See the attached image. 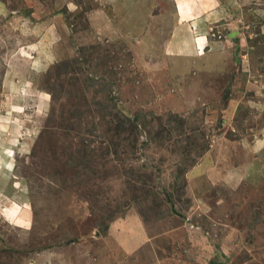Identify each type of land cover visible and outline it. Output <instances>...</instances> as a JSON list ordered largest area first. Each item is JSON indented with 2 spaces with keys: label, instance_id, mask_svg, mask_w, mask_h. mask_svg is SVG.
Listing matches in <instances>:
<instances>
[{
  "label": "rangeland",
  "instance_id": "rangeland-1",
  "mask_svg": "<svg viewBox=\"0 0 264 264\" xmlns=\"http://www.w3.org/2000/svg\"><path fill=\"white\" fill-rule=\"evenodd\" d=\"M217 3L210 64L173 0H0V264H264V0Z\"/></svg>",
  "mask_w": 264,
  "mask_h": 264
},
{
  "label": "crops",
  "instance_id": "crops-1",
  "mask_svg": "<svg viewBox=\"0 0 264 264\" xmlns=\"http://www.w3.org/2000/svg\"><path fill=\"white\" fill-rule=\"evenodd\" d=\"M217 1L173 0L175 33L177 32L179 43L176 46L173 41L170 46L168 45L167 49L170 50V53L180 54L183 59L187 58V60L193 57L196 60L201 58L203 62L206 61V63L210 64L216 59L221 61L228 52L226 43L223 44V41L211 40L209 36L211 23H218L223 18L221 9L216 5ZM209 52H215V54H207ZM220 61H218L217 66L224 63ZM11 210L13 212H8ZM4 211L5 214L13 213V220L17 219L16 215L18 212L17 210L15 211V208H6ZM10 222L14 223L11 220ZM125 244L127 246L132 245L131 242H125Z\"/></svg>",
  "mask_w": 264,
  "mask_h": 264
},
{
  "label": "bare ground",
  "instance_id": "bare-ground-1",
  "mask_svg": "<svg viewBox=\"0 0 264 264\" xmlns=\"http://www.w3.org/2000/svg\"><path fill=\"white\" fill-rule=\"evenodd\" d=\"M9 134V133H8Z\"/></svg>",
  "mask_w": 264,
  "mask_h": 264
}]
</instances>
